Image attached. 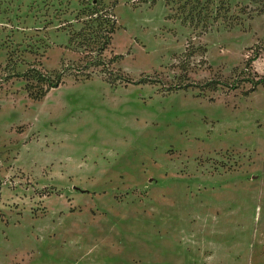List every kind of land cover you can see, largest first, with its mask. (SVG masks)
Wrapping results in <instances>:
<instances>
[{
  "label": "rangeland",
  "instance_id": "1",
  "mask_svg": "<svg viewBox=\"0 0 264 264\" xmlns=\"http://www.w3.org/2000/svg\"><path fill=\"white\" fill-rule=\"evenodd\" d=\"M260 79L264 0H0V264H264Z\"/></svg>",
  "mask_w": 264,
  "mask_h": 264
},
{
  "label": "trees",
  "instance_id": "2",
  "mask_svg": "<svg viewBox=\"0 0 264 264\" xmlns=\"http://www.w3.org/2000/svg\"><path fill=\"white\" fill-rule=\"evenodd\" d=\"M94 15L98 16V12H93ZM99 18V17H98ZM115 32V27L112 25L110 30L108 31V33L111 35ZM110 40V38H109ZM107 44H110L107 42ZM106 45H103L100 50H104V48ZM30 78L38 79L39 85H37L36 87L38 88V91L34 92L31 89L34 87L33 85H31V89L27 88L30 96L34 99V100H41L42 98H44L47 93L53 89V88H57L60 83H61V78L58 77L55 79H53L52 76L48 75V73L43 72L39 69L36 68H31L30 69ZM264 82V79H260V81H257V84Z\"/></svg>",
  "mask_w": 264,
  "mask_h": 264
}]
</instances>
